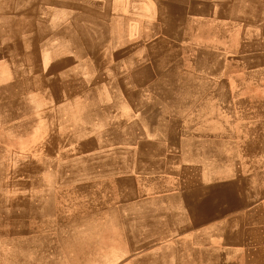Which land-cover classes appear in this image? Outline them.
<instances>
[{
	"label": "rangeland",
	"instance_id": "1",
	"mask_svg": "<svg viewBox=\"0 0 264 264\" xmlns=\"http://www.w3.org/2000/svg\"><path fill=\"white\" fill-rule=\"evenodd\" d=\"M54 32L78 65L65 110L28 68ZM263 53L264 0H0V264H124L125 229L196 225L202 192L228 209L264 127L230 86L257 89Z\"/></svg>",
	"mask_w": 264,
	"mask_h": 264
},
{
	"label": "crops",
	"instance_id": "2",
	"mask_svg": "<svg viewBox=\"0 0 264 264\" xmlns=\"http://www.w3.org/2000/svg\"><path fill=\"white\" fill-rule=\"evenodd\" d=\"M57 34V42L49 44L46 40L36 49L39 64L28 65L29 70H33L38 80L43 82L40 86L44 94L41 95L44 96L43 110H65L76 100L69 95L68 86H64L65 82L74 80L73 73L78 71L76 51L66 44L69 40L61 37L59 32H54L53 36ZM46 38L49 41L51 36ZM93 55L97 63L93 74L94 86L106 79L109 66L101 48ZM124 55L123 51L122 57ZM253 84L254 81L236 89L231 85L233 104L245 103L249 111L257 110L259 106L264 113V81L258 83L257 89ZM55 86L57 96L54 95ZM121 120L124 122V117ZM252 136L248 169L240 167L243 164L238 161L234 163L235 176L228 178L235 194L234 204L223 210L222 193L209 195L202 192L197 209L207 218L196 225L190 222L182 227H167L164 232L154 227L156 230L146 235L141 229L137 233L125 229L123 243L132 250L128 249L119 263H140L143 257L156 262L159 257H164L169 264H264V127L252 128Z\"/></svg>",
	"mask_w": 264,
	"mask_h": 264
}]
</instances>
